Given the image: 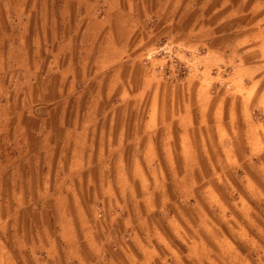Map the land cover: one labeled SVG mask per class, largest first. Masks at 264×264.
<instances>
[{
	"label": "rangeland",
	"instance_id": "374dc122",
	"mask_svg": "<svg viewBox=\"0 0 264 264\" xmlns=\"http://www.w3.org/2000/svg\"><path fill=\"white\" fill-rule=\"evenodd\" d=\"M257 1L184 43L213 0H0V109L43 130L0 141V264H264Z\"/></svg>",
	"mask_w": 264,
	"mask_h": 264
},
{
	"label": "crops",
	"instance_id": "0c3cea01",
	"mask_svg": "<svg viewBox=\"0 0 264 264\" xmlns=\"http://www.w3.org/2000/svg\"><path fill=\"white\" fill-rule=\"evenodd\" d=\"M249 0H213V5L216 7L217 11L215 13H210L208 14L205 12V7H202V9L195 11L194 13H189L185 14L182 18L178 19L179 24L177 25L176 29V36L178 38L183 39V42L186 43L187 41H196L197 38H200L203 35V31L206 32H214L217 30L222 31L223 26H225V29L227 30L229 24L232 25V22L235 21H243V20H249L251 18V15L248 16V12L243 11V5L245 4H250V7L257 6L259 3L257 0L249 1ZM204 6L207 5L206 2L203 4ZM237 5V7H236ZM219 10V12H218ZM241 10L240 12H235ZM236 15V16H235ZM226 22V25H222V22ZM221 22V24H219ZM175 29V28H174ZM34 121L33 119L29 118L25 113L16 115L11 117L9 114V111L2 110L0 109V141L2 143H5L6 141H9L11 139V135L14 134L13 137H17L15 139L18 143V145H25L26 141H31L33 138H36V135L42 134L43 130L39 128V130L36 131V129L33 127L34 126ZM51 132V131H50ZM16 134V135H15ZM51 140L52 136L51 133L48 134L44 140L43 143L40 144V149L44 146V149L46 146L49 144L51 146ZM26 146V145H25ZM34 154V153H32ZM41 155V154H40ZM37 155L31 160V158H19L18 159V165L19 167L17 168V173L19 175H22V179H26V168L22 170V167L27 165V164H42L41 156ZM20 157V156H19ZM40 175V171L38 173ZM37 174V175H38ZM37 176L38 178L40 176ZM21 196H25L24 192H21ZM7 207V206H6ZM9 212V208H4L1 206L0 207V216L2 218V214ZM36 225V224H35ZM10 226V222L7 221L4 222L1 220L0 224V260H12V254L10 253V250L8 248L7 243L4 241V236H6L5 229L8 230ZM18 229H21L22 231L19 232V237L22 236V240H20L18 243V247H23L27 244V237L31 238V244L35 242L36 237H41L42 232L39 230L41 229L40 225L34 228V233H31V228L25 226V224H21L18 222L17 225ZM33 229V228H32ZM27 230H29L27 232ZM35 235V237H34ZM22 241V242H21ZM71 247L74 248L73 243L70 244ZM69 245V246H70ZM36 247L37 244H34ZM40 246V245H39ZM38 246V247H39ZM40 248V247H39ZM36 249V248H35Z\"/></svg>",
	"mask_w": 264,
	"mask_h": 264
}]
</instances>
